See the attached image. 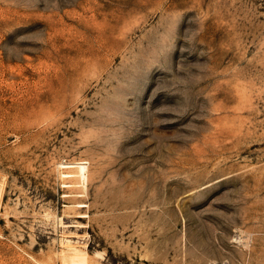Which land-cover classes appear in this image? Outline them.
<instances>
[{"label": "rangeland", "instance_id": "1", "mask_svg": "<svg viewBox=\"0 0 264 264\" xmlns=\"http://www.w3.org/2000/svg\"><path fill=\"white\" fill-rule=\"evenodd\" d=\"M0 264H264V0H0Z\"/></svg>", "mask_w": 264, "mask_h": 264}, {"label": "bare ground", "instance_id": "2", "mask_svg": "<svg viewBox=\"0 0 264 264\" xmlns=\"http://www.w3.org/2000/svg\"><path fill=\"white\" fill-rule=\"evenodd\" d=\"M65 167L76 168V173H77L78 178H81L82 180H85L86 167L84 165V162H80V163H77V164H68V165H65ZM65 173L68 174V173H71V172L68 171V172H65ZM67 176H69V175H67ZM79 206H83V205L80 204Z\"/></svg>", "mask_w": 264, "mask_h": 264}]
</instances>
